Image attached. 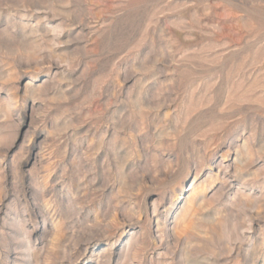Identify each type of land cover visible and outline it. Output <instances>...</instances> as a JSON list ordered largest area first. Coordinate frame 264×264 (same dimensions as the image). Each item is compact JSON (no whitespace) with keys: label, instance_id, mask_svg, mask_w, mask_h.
<instances>
[{"label":"rangeland","instance_id":"374dc122","mask_svg":"<svg viewBox=\"0 0 264 264\" xmlns=\"http://www.w3.org/2000/svg\"><path fill=\"white\" fill-rule=\"evenodd\" d=\"M0 264H264V0H0Z\"/></svg>","mask_w":264,"mask_h":264}]
</instances>
